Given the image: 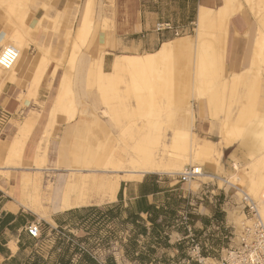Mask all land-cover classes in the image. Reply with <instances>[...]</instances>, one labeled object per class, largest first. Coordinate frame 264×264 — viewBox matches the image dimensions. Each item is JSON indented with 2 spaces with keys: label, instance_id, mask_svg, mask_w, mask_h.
<instances>
[{
  "label": "rangeland",
  "instance_id": "obj_1",
  "mask_svg": "<svg viewBox=\"0 0 264 264\" xmlns=\"http://www.w3.org/2000/svg\"><path fill=\"white\" fill-rule=\"evenodd\" d=\"M232 4L234 7L232 6L228 17L234 12L247 9L258 22L254 51L252 52V54L254 53L253 58L248 69L242 75H234L229 78L228 73L225 72L223 49L228 40L226 28L228 21L226 20V23L222 24L214 22L209 27H205L199 36L200 43L203 44L199 49L202 51L201 55L210 56L212 53L210 58L213 59L207 56L206 59L198 60L200 63L198 66V63L196 64V61L193 60L195 49L189 50L190 52L184 51V59L178 54H173L168 63L160 62L156 67L138 70L136 80H131L129 72L123 73L121 81L110 87H105L106 93L104 95L106 97L104 99L102 97L104 86L101 88L98 84L96 71L91 70V68L95 67L96 59L100 53H103L104 56L110 49H115L113 41L115 27L112 15L109 10L107 11L108 7L113 5V0H105L104 3L103 0H0V8L8 16L11 27L9 32L0 30V32L4 31L7 34L0 43V47L9 42L17 44V39L20 44H27L26 40L29 34H39L41 39L36 43L38 50L42 52V55L44 54L49 62H54V71L61 68L60 78L61 74L68 75L71 81L70 92L67 91L66 96L68 99L61 112L66 117L72 115L73 119L67 123H63L62 120L51 130L50 128L55 123L52 112L49 113L48 121L45 120L40 123H36L37 119L29 117L30 114L38 116V112L36 110L29 112L24 119H16L14 123L18 125L22 121L18 126L29 129L26 135L30 139H26L25 143L28 142L30 145L31 141L37 142L39 140L45 143L48 139L50 143L57 142L62 146L65 136L66 150L68 148L73 152L70 160L75 166H79L81 162L85 161L89 153L99 151L98 154L104 150L106 152L111 147L114 148L113 158H118L121 154L127 164L128 150L138 142L139 137L152 147L161 145L162 142L169 141L170 135L176 130L179 111L184 110L187 106L195 110L194 116L196 117L192 131L197 135L198 143H204L205 138L217 141V143L211 152H202L200 161L192 164L195 167H200L203 172L212 174V176L206 178L204 174H197L199 175L196 176L197 178L195 177L186 183L194 191L201 190L203 187L207 195L213 194L212 199L222 196L221 217L226 219L228 223L229 238H216L213 235L212 240L209 241V246H211L209 251H213L215 254L208 256L213 258L220 257L225 248L238 244L240 240L238 236L241 228L237 229L236 222L229 216L234 212L242 215L241 218L243 219L242 205H240L241 193L239 192L240 194L237 195L238 189L226 182L240 175L246 179L245 174H247L251 179H254L255 184L252 188L257 193L264 191V185L260 183L264 177V9H261L264 8V1L232 0ZM31 17H38V21L35 25L30 24L28 26V20ZM81 21L85 22L84 25L90 26L85 27L86 29H90H87L88 33L84 31L86 36H83L84 32H82L83 34L79 33V36L83 38H78L76 31H78ZM194 29L181 32L176 37H193ZM100 37L105 42L104 46L99 42ZM256 43L259 44L256 46ZM75 49L77 50L75 51ZM114 54L124 53L113 51L106 54V59L103 58L101 61L102 70H110V63ZM70 55H72L71 59ZM80 57L87 61L78 71L80 73L77 77V71L73 68L74 66L77 67ZM203 64L204 66L201 67ZM46 67L47 65L38 73L40 78L38 82L41 80ZM198 67L200 71L197 69ZM66 68L67 70H64ZM14 70L15 66L10 68L11 75H13ZM66 71L68 72L66 73ZM80 77L83 78L81 81L79 80ZM2 79L0 77V84ZM113 87L116 88V91L112 90ZM135 94L139 97L142 96L141 98L145 97L143 104L138 108L141 109L140 111L135 105ZM25 95L26 97L30 96V109H37L40 105L37 91L27 90ZM25 95H21V102ZM119 103L124 104L120 105ZM113 104L117 106L113 107ZM133 104L135 106H132ZM112 107L117 111L113 113ZM47 108V105L41 108L43 115L48 111ZM19 110L20 115L25 116L27 114L21 105ZM44 117L42 118L44 119ZM197 120L209 122V128L205 131L199 126L197 129ZM257 130L260 131L257 132ZM229 132L232 135L226 137ZM15 133H17V129L10 128L9 125L5 132L0 135V145L3 141L10 140ZM224 133L225 136L222 135ZM223 139L228 140L224 141ZM225 142L228 144L224 145ZM25 143L23 146L16 147V152H12V154L10 152L9 156L6 154L4 161L8 158V163L14 164V157H19L18 149L24 147L19 160L20 165H15V167H21L32 162L30 157L28 158L26 155ZM216 147L220 151L219 154L216 152L218 151ZM1 158L0 164L4 162ZM125 162L124 165H126ZM48 166L54 168L52 162ZM186 166L189 164L184 162L181 169L183 170ZM65 167V163L62 162L58 169L45 173L50 174L51 178L54 179V176L64 172ZM7 173L12 176L8 171ZM158 174L168 175L175 181L179 176V173L163 172ZM219 176L226 182H223ZM31 184L30 180L24 181L22 184L24 193L28 197H30V193L33 194ZM34 195L30 198L37 200L36 196L39 195ZM250 196L258 201L252 193ZM44 205L49 207L48 204ZM173 205H179V202L173 203ZM35 215L38 217L37 214ZM205 248L206 246H204ZM202 252L207 255L205 250Z\"/></svg>",
  "mask_w": 264,
  "mask_h": 264
},
{
  "label": "crops",
  "instance_id": "obj_2",
  "mask_svg": "<svg viewBox=\"0 0 264 264\" xmlns=\"http://www.w3.org/2000/svg\"><path fill=\"white\" fill-rule=\"evenodd\" d=\"M203 4L217 9L223 6V0H113V5L109 6L107 11L109 10L112 15L115 27L113 34L115 49H110L104 56L100 53L96 59L97 63L101 68L103 58L106 59V54L113 51H122L124 54L152 52L163 41L194 29L198 8ZM9 21L5 11L0 8V30L9 32L11 30ZM28 21V26L35 25L38 17H31ZM227 21L228 40L223 49L224 70L228 77L232 78L234 75H242L252 61L258 22L247 9L232 13ZM159 24L168 26L157 30ZM6 35L4 32L2 40ZM27 38L28 45L20 42L15 44L21 46H17L19 59L13 75L3 69L0 71V77L5 78L0 84V110L7 111L10 116L4 132L9 125L10 128L15 125L16 119L22 120L29 112L35 110L38 116L30 114L29 117L37 119L36 123L48 121L49 109L59 85L61 68L54 71V62H49L36 46L41 35L31 33ZM99 42L105 45L102 37L99 38ZM40 60L44 61L43 66L47 67L38 85L30 88ZM47 61L49 63H46ZM86 61L80 57L77 67L74 66L73 70L77 71V77L80 73L78 71ZM82 79L79 78L80 81ZM27 90L37 91L40 102L37 109H30L31 99L25 95ZM22 94L25 96L21 102ZM20 105L27 111L25 116L19 114ZM46 105L48 113L43 115L41 108ZM58 122L60 121H56L50 129H54ZM199 126L206 131L209 122L197 120V129ZM65 138L64 136L62 146L57 142H51V146L48 139L44 143L46 145L44 162L40 160L44 166L41 165L39 168L44 178L40 194L36 197V208L22 205L0 188V264H192L187 261L188 241L184 236L183 215H186L187 222L194 227L202 250L206 246L204 250L207 255L215 254L209 251L211 247L209 241L213 235L222 238L228 228L226 219L221 217L222 196L212 199L213 194L207 195L203 187L194 191L186 182L175 181L168 175L147 172L138 179H120L112 201L105 200L103 203L80 206L71 204L61 208L59 199L54 198L55 205H52L50 198L47 201V195L43 194L47 183L57 182L58 186H62L69 173L68 169L79 167L73 165L70 160L73 152L68 148L66 150ZM26 139L16 137L15 133L5 142L19 140L23 146ZM211 142L217 143L214 140ZM22 150L18 149L20 158L14 157V164L7 165L1 170L12 174L9 180L11 187L19 186L18 174L39 172L34 171L36 166L32 163L29 164L31 170L23 169L24 166L15 167L20 165ZM6 154V149L1 146V160L5 159ZM90 155L91 153L88 160L86 158L81 162V168L96 166ZM105 161L104 159L102 163ZM50 162L54 164V168L48 166ZM62 162L66 167L63 173L56 175L57 180L45 173L58 169ZM18 168L19 170H16ZM114 173L123 174L113 172L109 175L113 177ZM30 197H33L32 193ZM177 202L179 205L174 206L173 203ZM44 204H48L49 207ZM32 211L42 219L40 220ZM31 222H37L40 227L38 237L30 236L27 231V226Z\"/></svg>",
  "mask_w": 264,
  "mask_h": 264
},
{
  "label": "bare ground",
  "instance_id": "obj_3",
  "mask_svg": "<svg viewBox=\"0 0 264 264\" xmlns=\"http://www.w3.org/2000/svg\"><path fill=\"white\" fill-rule=\"evenodd\" d=\"M223 1H224L223 6L217 8L215 10L211 7H208L207 5H204V4L198 8V11L196 14V19H195V22H196V27L194 29L195 33H194L193 37L183 36V37H176V38H173V39H170L167 41H163L160 44V46L152 52H143L141 54H139V53H126V54L114 55V57H113L114 59H113L112 64H111L110 71H108V72L103 71L100 68V65L96 62L95 67L94 68L92 67L91 70L96 71L95 72L96 79H97L98 84L101 86V88H103L102 86H104V92L102 91V93H103L102 97L103 98L106 97L104 95V93H106L105 87L106 86L110 87L111 85L115 84L116 82L118 83V81H121L123 79V75H124L123 73L129 72L131 80L132 79L136 80V77H137L136 72L138 70L144 69V68H149V67H156L160 64V62L168 63L169 61H171V58H172L171 55H173V54H175V55L178 54V55L182 56V58H183L184 57L183 56L184 51H189V50L195 49V54H194L195 57L193 56L194 57L193 60H194V62L196 61V64L198 63V60L206 59V57L209 55L203 56V55H201L202 51L199 50L200 46L202 47V45H203L202 43H200L201 39L199 38V36L201 34V31L205 27H209V25H212L214 22H218V24L226 23V20L228 18V13L231 10L233 4H232V0H223ZM261 9H264V8L262 7ZM258 13H259V11H258ZM84 24H85L84 21H81L79 23V28H78V31H76V35L79 36V33L83 34L82 32L87 31V29H88V28L86 29L85 27H90V26H87ZM77 32H78V34H77ZM87 33H88V31H87ZM3 35H4V32L1 31L0 32V43H2L1 41L3 39ZM17 35H15V36H17ZM86 35H87L86 32H84L83 36H86ZM78 38H83V37L79 36ZM20 39H22L21 36H20ZM82 40H84V39H82ZM17 41L19 42L18 39H17ZM257 44H259V43H256V46H257ZM9 45H14L15 47L21 46V45L16 46L15 44L9 42V43H5L3 46H1L0 50L6 46H9ZM76 50L77 49H75V51ZM18 51H19V48H18ZM253 51H254V49H253ZM211 55H212V53H211ZM210 56H209V58H210ZM71 57H72V55H70V59H71ZM18 59H19V55H18ZM18 59H17V63H18ZM210 59H213V58H210ZM40 62L41 63L39 64V66H37L36 73H35V71L33 72V73H35L34 74L35 78H34L33 83L30 85L31 88H35L36 85L38 84L37 83L38 80L40 79L38 77V73L40 72L41 69H43L44 61L40 60ZM194 62H192V63H194ZM17 63L14 66H16ZM201 64H202V62H201ZM199 65H200V63H198V66ZM71 66H72V64H71ZM203 66H204V64L201 67H203ZM205 68L207 69V67H204V69ZM1 69H3V68H1ZM11 69H12V67H11ZM71 69H72V67H71ZM197 69L199 70V67ZM3 70H6V69H3ZM9 70L10 69L6 70V72L9 73L10 72ZM64 70H67V68ZM201 70H202V68H201ZM67 72L68 71H66V73ZM204 72H206V71H204ZM204 72H202V73H204ZM70 75H71V72H70ZM2 78H3L2 79V83H3L5 78L3 76H2ZM58 84L59 85H58V89L56 91L55 99H54L52 106L50 107L49 110L53 114L54 122L62 121V120H63V122H69L73 119V116L71 115V116L66 117V116H63L62 112H61L62 109L64 108V106L66 105L65 104L66 100L68 99V98H66L67 91L70 92L69 89L71 87V85H70L71 81H70V78L68 77V75L66 76V75L61 74V78H60V81ZM101 88H100V90H101ZM132 88H134V87H132ZM112 90L116 91V88L113 87ZM108 91H107V93H108ZM135 96H136V102H135L136 104L135 105L137 106V109H138L143 104L145 97L141 98L142 96L139 97L136 94L134 95V97ZM101 100H102V98H101ZM119 102H122V101L119 100ZM110 103H112V102H110ZM119 104L123 105L124 103H122V104L119 103ZM135 105L133 104L132 106H135ZM116 106H117L116 104H115V106L113 104V107H116ZM112 111L114 113L117 110L115 111V109L113 108ZM64 113L65 112L63 110V114ZM177 116L179 117V120L176 122L177 127H176V130L173 132V134L170 135L169 141L168 140L166 142L164 141V143L162 142L161 145L158 144L157 146L152 147L147 142L145 143V141H143V138L141 139L139 137V139L137 140L138 142H136V144H134L130 148V150H128V155H127L128 160H126L127 164L124 161L125 160L123 158L124 156L119 154V153H118L119 154L118 158H113V156H112V154H114V148L113 147H111V149H109V151L107 149L106 152L104 150L103 152L98 153V154H97V152H99V151H95V152L93 151L90 156L92 157V159H94L93 164H95L96 166H94V165L93 166H87L85 169H83L79 165V167H77V168L68 169L69 173L66 175L67 176V178L65 179L66 181L62 186H58L59 184L57 185V182H56V184L48 182L45 189H44V192H43V194L47 195V201H49V198H50V203H53L54 202L53 199L58 198L60 201V207L61 208L68 207L71 204H76V205L80 206V205L97 204V203H101V202L103 203V201H105V200L112 201L115 198L116 190L119 186L120 179H125V180L126 179H128V180L138 179V178H141L143 175H145L147 172H149V173L168 172L170 174H178V173L180 174V172L182 170L181 168H182V165L184 162L193 166L192 164L194 162L200 161V159H201L200 155L202 154V152H204V151H206L207 153L211 152L213 150V148L216 146V143H214V142L212 143L210 140H207V139H204V143H198V137L192 131L193 126L195 124V116H194V110L190 106H187L186 108H184V110L181 109ZM146 125L149 126V124H146ZM226 125H227V123H226ZM12 127L17 129L16 137L20 136L23 138H27L26 133L29 131V129L25 128L24 126L19 127V126L13 125ZM258 131H260V130H257V132ZM230 134H231L230 132H229V134H226V137H227V135L230 136ZM222 135L225 136V133ZM247 135H249V134H247ZM236 136H238V135H236ZM227 140H224V141H227ZM158 141H159V139H158ZM230 141H228V142L230 143ZM19 142H20L19 140H14V141H12V143H7V142L3 141L1 143V146H3V148L6 149V151L8 152L7 155L9 156L10 152H11V154H12V152H16V147H18L20 145ZM24 143L25 142H23V144ZM25 144H26V155H28V158L30 157V159L32 161V162H29V164L30 163H32V165L35 164L36 168L34 171L37 170L39 172L32 173V174L29 173L28 175H26L24 173L17 175V178H18V181L20 184L18 187L17 186L11 187V186H9V184H10L9 180H11V176L7 173V171H1V170H3V168H5V165L7 166V164L8 165H10V164L7 161L8 158L5 161L2 160L4 162L2 164H0V174H1V178H2L0 180V188L3 189L8 195H11L12 197L16 198L22 205L27 206V207L31 206V207L36 208L37 200H34V198L31 199L30 197H28L24 193V189H23L22 184L24 181L30 180L32 183L31 186H32L33 194H35V195L40 194L39 191L41 190V183H42L44 177L42 175V173H43L42 170L40 171L39 168L41 165L44 166V164L40 163V160L44 162L43 156L45 153L46 145L44 144V141H42V140H39L37 142L31 141L30 145L28 144V142H26ZM226 144H228V143L225 142L224 145H226ZM216 149L218 150V151H216L217 154H219V152H220L219 149L217 147H216ZM118 151H120V150L118 149ZM104 159L106 161L104 163H102ZM87 160H88V157H87ZM124 162L126 165H124ZM29 164L24 165L23 169H29L31 167ZM198 168H199L198 173L200 175L204 174L206 178H209L210 176H212V174H209L207 172H203L200 169V167H198ZM29 170H31V169H29ZM118 170L122 171L123 174L118 175L117 173L116 174L114 173L113 177H111L109 175V173H113V172H116ZM81 171H83V172H81ZM84 171H86V172H84ZM197 176H199V175H197ZM245 176H246L245 177L246 179H244V177H241V175H240V176H237L236 178L231 179L230 181L228 180L227 182L222 177L219 176V178L223 182L225 181L228 185L231 184L235 188H237L238 189V191H237L238 194L236 192L237 195H239L241 192H245V191H246V193L248 192V194L252 193L254 195V197L257 198V200H258L257 205H258L259 213H260L262 221H264V191L262 193L261 192L257 193V191H255L254 188H252L255 184L254 179L253 178L251 179L247 174H245ZM55 178H56V176H55ZM57 178H58V176H57ZM57 178H56V180H57ZM58 180L60 181V179H58ZM61 180H62V178H61ZM237 180H238V182H236ZM260 183H262L264 185V177L260 180ZM52 205H55V204L53 203ZM56 207H57V205H56ZM242 214H243V212H242ZM230 215L231 216H229V218H233L234 222H236V228L237 229L243 227V225L246 223V220L244 219V215H243V219L241 218L242 215L234 213V212H232Z\"/></svg>",
  "mask_w": 264,
  "mask_h": 264
},
{
  "label": "built area",
  "instance_id": "obj_4",
  "mask_svg": "<svg viewBox=\"0 0 264 264\" xmlns=\"http://www.w3.org/2000/svg\"><path fill=\"white\" fill-rule=\"evenodd\" d=\"M168 24H159L157 30L166 28ZM19 51L14 45H9L0 50V67L10 69L17 63ZM9 113L0 110V135L4 132V127L9 122ZM199 171L195 166H186L177 177V181L187 182L194 179ZM240 205L246 223L241 227L238 239L239 242L232 247L225 248L220 257L213 258L205 255L202 251L200 240H198L194 227L187 222L186 215H183L182 221L185 229V239L188 248V263L192 264H264V221H262L257 201L248 193L241 192ZM30 236L38 237L40 227L37 222H31L27 226ZM226 231L222 238H229Z\"/></svg>",
  "mask_w": 264,
  "mask_h": 264
}]
</instances>
